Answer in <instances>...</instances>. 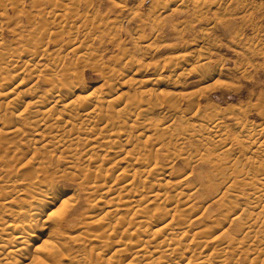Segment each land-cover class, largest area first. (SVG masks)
Returning a JSON list of instances; mask_svg holds the SVG:
<instances>
[{"label": "bare ground", "instance_id": "6f19581e", "mask_svg": "<svg viewBox=\"0 0 264 264\" xmlns=\"http://www.w3.org/2000/svg\"><path fill=\"white\" fill-rule=\"evenodd\" d=\"M3 1L7 2V0ZM19 1L11 0V9L20 12L22 2ZM69 1H71L70 8H65V2L51 0L55 9L47 12L45 8L47 13L42 12L46 20L53 19V22L59 20L57 25H62L56 29L64 33L69 20L79 14L80 0ZM35 2L37 7L40 2ZM1 3L0 27L4 20L9 22L7 25L9 33H13L16 38L12 42L3 43L1 42L3 32L0 34V264L27 262H31L30 264H104L105 260L99 261L102 253L104 254V249L103 252L99 250L96 253L97 260H94L86 249L82 252L73 251L78 245L84 244V241L90 240L101 243L103 247L115 249L114 253L112 252L113 256L110 255L111 259L106 258V264H114L119 259L118 256L122 255H128L124 264H264V131L251 128L252 126L247 122L244 125L240 124L243 125L239 129L241 135L245 134L249 138L248 154L242 161L231 158L230 161L226 159L227 161L220 163L211 151L221 154L228 149L229 143L225 132L221 131L222 120L218 118L219 116H213V112L212 116L207 115L209 117H202L200 115L202 112L200 114L194 112L195 110L191 108L194 104L189 105L196 100L194 98L188 101L190 108L187 109L192 110L191 113L188 110H182L180 106L186 95L182 93L184 90L178 89L181 83L179 84L176 78H181L179 75L197 72L205 75L206 78H211L218 70L209 60V49L205 44L199 45L194 56L191 55L192 52L170 56L171 58L169 57L164 63L166 65L164 66L169 68V76H156L154 80H141L147 73L145 72L147 65L144 68L143 64L138 66L136 63L134 64L137 65L136 67L133 65L136 61L132 56L126 55L127 57L122 58L124 64L133 59L132 66L135 67L131 68L133 76L141 78H139L140 81L135 80L134 77L131 78H134V82L139 81V86L150 80L154 87L166 83L178 90L158 89V91L150 88L147 91H139L133 87L134 84H131L130 81L133 79L129 77L130 81L120 80L117 77L119 71L110 67V74L113 76L108 75V78L109 76L111 78L103 82V86L110 84L109 93L100 96L102 93L97 95V91H91L82 83H73L64 76L50 77V74L59 71L63 61L49 52V43L46 42L49 38L48 30L40 28L41 26L35 28V26L27 36L22 35L21 32L17 33L15 29L10 28V25L17 21L13 22L7 16L5 9L7 6ZM58 3L62 6L60 7ZM97 21V18L95 21H88L85 17H80L81 24L92 34L100 33L101 26H104L99 23L100 19L99 22ZM152 23L155 21L153 20ZM117 25L113 21L111 27ZM66 30L69 31V28ZM68 31L67 33L71 34L72 31ZM136 37L135 42L143 43L139 47V50L143 52L140 51V54L142 53L143 56L151 54V45H145L146 42L143 41L145 37L142 33H138ZM145 40L148 39L145 38ZM203 41L199 39L198 42ZM90 48L88 44H80L73 46L71 51L76 55L80 53L81 57L84 54L92 58L91 55L95 54L90 52L92 51ZM190 57L194 58V61L187 66L186 62ZM34 69L37 70L33 71L37 75H32L30 72L27 78L26 71L29 73V70ZM9 80L12 81V85ZM40 82L44 83L45 87L42 91H38ZM115 82L117 84H114ZM187 98L185 99L188 100ZM2 99L7 101L3 100V103ZM20 103H24L23 109L19 107ZM10 105L11 107L14 105L16 109H11ZM24 105L20 104V106ZM163 105L175 113L181 111L185 115L190 114L188 116L192 120L196 118V122H199L195 124V128L203 130L205 135L198 134L197 130L188 129L192 125L191 122L189 123V117H187L189 119L187 125L190 124L188 128L183 125L182 128L176 129L171 121L164 122L165 117L160 118V114L156 112ZM31 108L34 109L31 110ZM154 120L158 121L157 124L162 121L164 123L157 127V124L153 122L157 127L153 129L152 121ZM49 123H51L50 126ZM28 129L32 130L28 131ZM135 136H146L148 140L141 142L140 138L135 140ZM192 136L195 138L198 136L196 139L199 146H203V153L198 149L182 150L180 148L186 142L189 143V138ZM26 141L31 144L35 156L30 157L24 164L20 163L18 168L9 166L8 163L13 158L7 153L11 148ZM115 147L125 150L124 156L119 160L127 161L129 169L123 168L115 176V180L120 179V184L113 190L118 188L114 194H110L114 181L108 186L103 181L110 168L109 165L105 166V156H102L97 163L96 171L85 174L84 179H86L80 181L82 187L86 186L87 182L90 192H100L93 199L91 207L97 206L98 202L110 204L105 212L106 220L118 217L117 211L120 208L126 212L129 211L128 221H125L127 219L121 215L124 217L123 220L117 218V222L110 227L104 219L96 222L88 221L89 208L83 210L82 207H77L72 212L64 211L62 206L70 205L73 202V196L54 183L40 184L35 180L19 177L21 169L25 166L32 168L35 172L42 171L49 159L64 158L68 168L74 169L80 167L85 161L96 162L100 150L106 149L108 152ZM219 150L222 151L219 152ZM197 155L202 156L210 170L213 169L215 173L217 171L225 173L223 180H219L220 183H216L215 187L207 185L208 194L204 197L210 200L209 203L207 201L208 205H202V208L200 206V211L195 202L200 195L195 196L198 186L194 188L190 185L189 175L178 172L174 174L172 168V163L177 159H182L189 164ZM163 160H169L171 164L166 165L162 162ZM187 171L188 169L183 170V172ZM120 175L121 178H118ZM241 187L249 188V191L239 193L238 190ZM89 194L87 193L86 199L90 200L92 194L88 196ZM239 198H244L246 205L243 204L238 208L236 200ZM216 204L219 208L217 207V211L211 213ZM77 212L84 216V220H81L82 227L98 223L107 228L106 234H93L88 237L72 235L76 227L71 215ZM229 212H232L230 217ZM116 238L119 239L115 240Z\"/></svg>", "mask_w": 264, "mask_h": 264}, {"label": "rangeland", "instance_id": "374dc122", "mask_svg": "<svg viewBox=\"0 0 264 264\" xmlns=\"http://www.w3.org/2000/svg\"><path fill=\"white\" fill-rule=\"evenodd\" d=\"M20 1L22 2L20 12L11 9V0H7L8 3L0 0V3L3 2L4 5L7 6V8H5L7 16H9L13 20V22L17 21L15 22L16 25H13L15 23L11 24L12 26L10 25V28L12 27L11 29H15L17 33L21 32V34L23 33L22 35L27 36L30 30L35 26V28L41 26L40 28L47 29L49 33H52H48L47 36L49 38L46 39V42L49 43V52H52V54H54L56 57L58 56L57 58L61 59L63 63L61 65V68L59 69L60 72L58 71L56 73H52L49 75L50 77L64 76L66 79L72 81L73 83H82L85 86L89 87L91 91H97V95H100L101 93L102 95L100 96H103L104 94L108 95L110 84L107 83L103 86V82L107 80L108 75H111V70H109L110 67L115 68L116 71H119L117 77L120 80H129V77H134L131 68L134 69V66L137 67V65H134L136 63L138 64V66H141V64H143L142 66H145L144 68H146V65L148 67L145 71L147 72L144 76L145 79L144 77L143 79H141L143 81L146 79L151 80L156 76L167 77L169 76V68L165 67L166 65L164 63H166L165 61L168 60L170 56L172 57L177 55V53L182 54L184 52L188 54L192 52L191 55L193 54L194 56V53L196 52L195 50H198L199 45L201 44V46H204L205 44L209 49V60L213 62V65L215 64L214 66L216 67V70L218 69L219 71L215 70L216 74L211 78H206L205 75L203 76L202 74H199L197 72H194V74L190 73L188 75H179L181 78H176L177 80H179L178 83H181L178 89L179 91L184 90V92L182 93H184V96L186 95V97H184L185 101L182 100L183 102L180 103L181 109L187 111L190 108L189 105L192 106L194 104L195 107L193 105V107H191L192 110H195L194 112H197L199 114L202 112V114H200L202 115V117H206L209 114V116H212L213 112V116H219L218 118L222 120L221 131H223V133L225 132V137L229 143V145L227 146L228 149L221 154H217V152L211 151V153H214L215 158L217 157L220 163H223L224 160L230 161L234 158L235 160L239 161L245 159L246 154H248L249 152V150H247V143L249 141V138L245 134L241 135L239 131L240 127L243 126L245 122L252 126L251 128L253 129L257 128L264 131V123H262L264 120V0H80V6L78 8L79 14L75 17H72L73 19H70V22H66L68 27L65 25V28L64 26L66 31L65 33L62 30H59V32L58 29H56L57 27L59 28L62 25H57L59 24V20L53 22V19H45L44 13L46 11L50 12V9L51 11L55 9L53 4H51L50 2L51 0ZM35 1L40 2L39 5H41L39 6L37 4L39 7H36ZM59 2H65V8H70L71 1L59 0ZM58 4L60 7L62 6L60 5L61 3ZM197 5H199V7ZM49 6L51 7L48 8ZM56 6L58 7V5ZM43 11L44 13L42 14ZM30 16L32 17V19ZM82 16L85 17L88 21H95L97 18V22H99L100 19L99 23L101 25H104L101 26L103 30L101 29L100 33L97 34L90 33V31L80 22V17ZM32 20L33 22H31ZM153 20L155 21V23H152ZM113 21L116 23V25L118 23V25L111 27ZM148 22H151V24H148ZM8 23L9 22L4 20L0 27V34L3 32L1 34V42L3 43L12 42V40H15L16 38L13 33H9L10 30L7 27V25H9ZM68 28L69 31L71 30L73 32V34L72 32L70 34V32L66 30ZM67 31L69 32V34L67 33ZM139 31L142 33L143 37L148 39L145 40V38H143V41L146 42L145 45H151L152 53L148 54V56H143V52L139 50V47H141V45L143 44L141 43L142 41L135 42L137 39L136 36L138 35V33H140ZM58 32L62 34H59ZM156 35L157 37H154ZM202 38L204 39V41ZM199 39L203 42H198ZM137 43L141 44L138 45ZM74 44H88L91 47L90 50H92L90 52L92 54L94 53L95 55H91L92 58H88L84 54H82V57L80 53L79 55H76V53L74 54V52L71 51L72 47L75 46ZM140 51L142 52L141 54ZM55 53L58 55H56ZM126 55L132 56L136 62H134L131 58V60L126 61L124 64L122 58H124ZM138 60H140V64L138 63ZM193 61L194 58L192 59V57H190L186 62V65H190V63H192ZM132 63L134 66H132ZM161 67L164 68L162 69ZM33 71L36 72L37 70H29V73L28 71H26V77L31 73L32 75H35ZM154 73H156V75ZM111 76L109 77L111 78ZM148 76H150V78ZM134 78H131L133 80L129 81L132 85L134 84L133 87L135 89L137 88V90L139 91H147L150 88L168 91L178 90L174 89L173 86L171 87L170 84L168 86V84L166 83H163L164 85L162 84L161 86L154 87L151 85L152 83L149 82L150 80L148 81L149 83L146 81V83L149 84L148 86L145 82L144 84H142V86H139L138 82L140 81L139 78L141 77H136L135 80H139L136 82H134ZM119 79L118 82L120 81ZM10 82V85H12V81ZM114 84L117 83L115 82ZM44 88V83L42 84L40 82L38 91H42ZM187 97H189L190 99ZM185 98H187L188 100H186ZM191 98H194L196 100H193ZM3 100L4 99H2V101ZM192 100L194 101L192 102V104L191 102H188ZM195 102H197V104H195ZM20 104L24 105V103ZM20 104L19 107L23 109L25 105L20 106ZM13 106L14 105H12L11 107L10 105V108H15V106ZM160 107L161 108L157 109L156 112L160 114V118H162L163 116L165 117L163 119L164 122L171 121L174 128L179 129L182 128L183 125V127L188 128V126L192 123V125H190L188 129H198V127L197 129L195 127L199 121L196 122V118H193L192 120L190 116H188L190 114L185 115L181 111H177L175 113L172 110H169L166 105ZM212 107L214 108L210 110V108ZM231 108L233 109L231 110ZM32 109L34 108H31V110ZM189 111L190 110H188V112ZM191 111L189 113H191ZM187 117H189L190 119L189 123L191 122L189 125H187V120H189ZM240 119L244 121L242 122ZM173 120L175 121V124ZM153 122L157 124L158 121H152L153 129L160 127L162 123L159 122L156 127ZM261 124L263 125L261 126ZM48 125L50 126L51 123H49ZM31 130L32 129H28V131ZM197 132L198 134L201 133L205 135V133L201 129L197 130ZM197 132H195V134ZM139 138L141 142H143V140H148L146 136L136 137L135 140H138ZM196 138L194 136L190 137L189 143L186 142V145L184 144L180 148L182 150L198 149V151L200 150V152L203 153V146H199V142ZM30 145L31 144H28V142L26 141V143L11 148L7 155L9 157H12L13 159L16 157L17 158L15 160L12 159L8 163V165L13 166L14 168H18L19 165L26 163L30 157L35 156ZM124 151L125 150L119 147L112 148L111 150L109 149L108 152H106V149L100 150L96 162L94 161L88 163L85 161L80 167L74 169L68 168V166L64 162V158H61L62 161L57 159H49L46 161L45 167H43V170L46 169L47 171L40 170L39 172H35V170H33L32 168H28L27 166H25L21 169L19 177L28 180H35L40 184L54 183L59 188L65 190L67 194L73 196V202L70 205L62 206V209H64V211L68 210V212H72L75 210L74 208L77 207H82L83 210L89 208L90 218L87 219L88 221L96 222L98 220L104 219L110 227L117 222V218H120V220H123L122 218L124 217L125 219L129 218V211L126 212L120 208L117 211L118 217H115L116 220L114 218L106 220L105 212L106 209L110 207V204L106 205L102 202H98L97 206L95 205L91 207L93 205V199L96 198L100 194V192H90L88 190L89 186L87 185V182L85 183L86 186L82 187V185H80V181L84 179L85 174L94 171L97 163L100 162L101 157L105 156V166L109 165L110 168L106 173V177L104 176L106 180L104 179L103 181L106 182H104L106 186L113 184L110 194H114L118 188L115 191L113 190L120 184V179L118 178H121L120 175L117 178L118 180H115V176L121 172V169H129L127 161L119 160L124 156ZM220 151L222 150H219V152ZM202 160V156L197 155L189 164L185 163V161L182 159H177L176 161H174L175 163H172L174 174L186 173L187 175H189L190 185H192L194 188H197L198 186V191H196L195 194V196L200 194L198 198L195 197L197 198L195 199V202L197 209H199L198 211H200V206L202 208V205L206 206L207 201L209 203L210 199L208 200L207 198H205L208 194V189H206V187L208 188L207 185H209V187H215L214 185L220 183V181L223 180L225 176V173L223 174V172L217 171V173H215L213 169L210 170L205 161ZM114 161L116 162L114 163ZM162 162L166 163V165L168 163L169 165L171 164L169 160H163ZM186 169H188V171L183 172V170L186 171ZM103 172L105 173L104 168ZM113 181L114 183H112ZM243 191L247 192L249 191V188L241 187L238 190L239 193H243ZM87 193H90L88 196L92 194L90 200L89 198L86 199ZM200 197H204L203 200ZM245 203L246 202L244 198H239L238 200H236V204L239 205L238 208L240 206H243V204ZM217 207V204L214 205L211 213L217 211V209L219 208ZM121 215L124 217H121ZM228 215L229 217L232 216V212H229ZM83 217L84 216L82 215V213L78 212L71 215V218L74 219L73 221L76 227L71 233L72 235L88 237L93 236V234H103L106 232L105 230H107V228L102 227V225H99L98 223L95 225L91 224L88 227H82L83 225H81V220H84ZM9 220H11V218ZM125 221H128V219ZM117 239L119 238H116L115 240ZM85 249L89 251L90 256H93L94 260L98 259L96 253L99 250L101 252L105 250L104 254L102 253V256L99 258V261H106L107 259H111L114 253L113 251L115 250L113 248L103 247L101 243L90 240L88 242L84 241V244L78 245L73 249V251L82 252ZM120 257L118 256L119 259H117L114 264H124L128 255H122ZM105 261L104 264H106ZM30 263L31 262H27L25 264Z\"/></svg>", "mask_w": 264, "mask_h": 264}]
</instances>
